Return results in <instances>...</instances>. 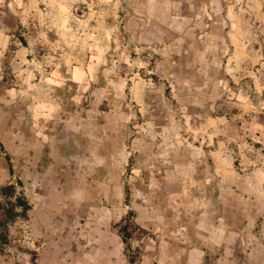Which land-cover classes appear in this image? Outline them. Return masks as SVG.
I'll return each instance as SVG.
<instances>
[{"label": "rangeland", "instance_id": "374dc122", "mask_svg": "<svg viewBox=\"0 0 264 264\" xmlns=\"http://www.w3.org/2000/svg\"><path fill=\"white\" fill-rule=\"evenodd\" d=\"M264 264V0H0V264Z\"/></svg>", "mask_w": 264, "mask_h": 264}, {"label": "crops", "instance_id": "0c3cea01", "mask_svg": "<svg viewBox=\"0 0 264 264\" xmlns=\"http://www.w3.org/2000/svg\"><path fill=\"white\" fill-rule=\"evenodd\" d=\"M105 263H106V264H110V262H109V261H106Z\"/></svg>", "mask_w": 264, "mask_h": 264}]
</instances>
